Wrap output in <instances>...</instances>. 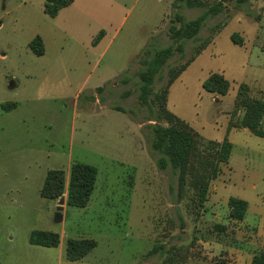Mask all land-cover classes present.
Masks as SVG:
<instances>
[{
	"label": "rangeland",
	"instance_id": "1",
	"mask_svg": "<svg viewBox=\"0 0 264 264\" xmlns=\"http://www.w3.org/2000/svg\"><path fill=\"white\" fill-rule=\"evenodd\" d=\"M45 1L0 0V264H162L159 252L146 256L160 243L165 249L188 248L193 258L226 262L227 254L215 249L217 240L255 238L235 227L228 198L247 200L246 220L255 213L264 217V137L246 127L228 131L243 113L232 114L240 82L264 98V0L226 2L218 14L208 15L194 38L173 44L180 42L182 49L152 84L153 95L166 84L170 67L193 56L169 88L167 109L202 139L227 137L233 144L199 209L177 200L176 174L157 164L151 124L166 122L156 101L151 108L139 103L137 71L145 49L173 43L169 27L180 25L176 13L193 19L218 0H200L204 6L73 0L54 17L44 11ZM233 33L242 44L231 40ZM37 35L40 55L29 47ZM212 72L229 80L225 95L203 87ZM76 161L97 168L87 206L68 205L66 192L42 197L47 170L62 169L67 185ZM34 229L57 232L58 245L31 244ZM70 237H89L96 245L70 260Z\"/></svg>",
	"mask_w": 264,
	"mask_h": 264
},
{
	"label": "trees",
	"instance_id": "2",
	"mask_svg": "<svg viewBox=\"0 0 264 264\" xmlns=\"http://www.w3.org/2000/svg\"><path fill=\"white\" fill-rule=\"evenodd\" d=\"M73 0H46L44 11L54 17L57 12L69 5ZM184 1L187 6H204L200 0H178ZM248 0H218L197 17L185 20L180 13L175 17L180 21L177 27H169L170 37L173 43L154 49H145L144 56L140 58L142 68L137 71L139 77L137 99L140 104L151 108L156 101L160 111L159 117L164 119L166 124L159 122L151 124L152 139L151 146L160 155L157 159L159 168L165 169L168 166L177 176V200H186V205L192 208L204 207L207 200L210 183L222 172V165L227 164L232 151L233 144L225 137L221 141L204 140L186 121L167 109L166 100L169 88L173 81L179 77L182 71L188 66L190 59L179 66L168 69V79L163 88L152 95V84L156 75L160 72L167 60L174 54L175 50H181L180 42L173 44L180 39L194 38L203 26L208 15L218 14L224 8L226 2H234L236 5ZM102 31L93 40L97 43ZM234 43L242 44V39L237 33L231 35ZM31 50L40 55L44 52L42 38L37 35L29 42ZM199 47L197 52H200ZM230 82L222 73L212 72L203 83V87L214 94L225 95L228 92ZM152 95V96H151ZM11 106L15 103H11ZM243 110L238 120H231L228 124V131L232 127H246L252 133L264 137V98L252 95L250 86L240 82L237 87L236 97L232 114L236 115ZM97 168L94 165L84 162H73L65 185V173L62 169H49L46 172L43 184L40 188V195L45 198H58L66 192V203L75 207H85L89 203L90 196L95 187ZM229 216L234 220H242L247 211V200L230 196L227 200ZM198 214V212H195ZM221 230L226 227L218 225ZM59 234L45 229H34L29 236V242L34 245L55 247L59 243ZM96 245L92 238H68L66 244V257L70 260H78L87 255ZM159 252L162 257V264H186L190 257L188 248L169 247L155 244L146 256ZM251 264H264V252L259 251L253 254Z\"/></svg>",
	"mask_w": 264,
	"mask_h": 264
},
{
	"label": "crops",
	"instance_id": "3",
	"mask_svg": "<svg viewBox=\"0 0 264 264\" xmlns=\"http://www.w3.org/2000/svg\"><path fill=\"white\" fill-rule=\"evenodd\" d=\"M15 106L16 105H13L12 107ZM262 219L264 220V217L261 218V216L259 217L256 213L252 220H246V216H244L242 220L232 219L236 228H247L250 233H254L255 238L252 241L253 237L248 235L249 239H247V241L234 239L231 244H226L223 241L217 240L215 249L218 253L221 252L222 256L227 254L223 256V258H227L226 262L224 260L221 262H209L207 260L191 257L187 260L186 264H251L253 254L259 251L264 252V229L261 226L262 223H259Z\"/></svg>",
	"mask_w": 264,
	"mask_h": 264
}]
</instances>
